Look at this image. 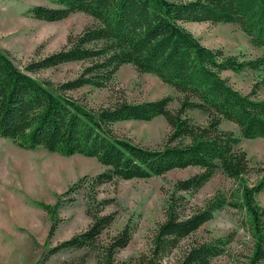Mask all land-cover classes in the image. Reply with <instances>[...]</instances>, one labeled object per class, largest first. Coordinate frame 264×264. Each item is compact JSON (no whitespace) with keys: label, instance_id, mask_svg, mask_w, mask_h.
I'll return each mask as SVG.
<instances>
[{"label":"trees","instance_id":"obj_1","mask_svg":"<svg viewBox=\"0 0 264 264\" xmlns=\"http://www.w3.org/2000/svg\"><path fill=\"white\" fill-rule=\"evenodd\" d=\"M57 6L35 5L29 13L40 20L59 21L76 12L93 17L94 23L79 34H70L62 47L20 66L0 47V136L25 149L44 147L65 156L82 154L96 158L107 169L90 178L87 214L90 225L52 247L47 257L64 249L84 250L74 264H131L116 254L132 241V218L115 234L109 229L116 212H105L114 198L99 200L98 188L116 179H144L174 169L198 167L200 171L175 182L149 251L138 264H169L181 243L226 206L244 210L253 238L246 264H264V206L257 195L264 190V176L254 184L248 178L256 168L241 138H264V98L258 91L243 93L223 76L226 70L241 72L264 67V53L239 59L223 48H211L184 26L185 22L233 23L264 47V0H52ZM68 62H85L76 78L54 82L39 73ZM124 64L151 73L172 86L182 97L173 110L172 96L132 102L111 98L89 106L72 91L89 86L110 88ZM198 109L208 114L205 123L188 115ZM163 116L169 133L156 148L142 146L120 136L115 125L128 120L151 121ZM236 124L240 135L222 128V121ZM217 172L237 181L229 192L218 191L201 206L188 207V194L200 190ZM87 175L69 189L85 187ZM69 192L66 191L65 194ZM64 194V195H65ZM61 201H58L60 204ZM189 209V211H187ZM56 228L53 223L50 236ZM229 236L192 241L172 264H210L224 254Z\"/></svg>","mask_w":264,"mask_h":264},{"label":"rangeland","instance_id":"obj_2","mask_svg":"<svg viewBox=\"0 0 264 264\" xmlns=\"http://www.w3.org/2000/svg\"><path fill=\"white\" fill-rule=\"evenodd\" d=\"M35 5L57 6L52 0H0V47L10 52L20 66L60 49L70 34H79L94 23L93 17L84 12L59 21L40 20L29 13ZM184 26L203 44L223 48L226 54L239 59H252L264 53V47L253 46L248 35L233 23L185 22ZM84 66L85 62H68L45 69L39 75L57 83L76 78ZM223 76L243 93H249L264 77V67L241 72L226 70ZM71 94L93 107L116 97L141 102L172 96L169 106L173 110L180 106L182 97L156 75L139 72L131 64L120 68L110 88L85 86ZM258 97L264 98V85ZM188 115L199 123L208 119V114L198 109L189 110ZM221 126L240 135L238 126L231 121L224 120ZM115 130L136 144L156 148L163 144L170 129L166 119L158 116L151 121L119 122ZM240 147L247 151L250 164L260 168L246 176L254 184L264 176V138H241ZM106 169L94 157L65 156L44 147L25 149L0 136V264H74L84 250L64 249L49 257L47 253L90 225L88 185L91 177ZM199 171L194 166L174 169L150 178L116 179L98 188L99 200L114 198L105 209V212L117 213V220L109 229L111 234L117 233L130 218L137 226L132 241L116 254L117 260L138 264L137 258L149 251L158 224L166 218L167 201L175 182ZM85 175L88 176L85 187L69 189ZM236 187V180L217 172L200 190L188 194V207L201 206L216 192H229ZM257 200L264 206V190L257 195ZM247 221L246 212L238 208L226 206L216 211L211 220L183 240L181 248L168 258L169 264L192 241L226 236L231 238L227 251L210 264H246L253 246ZM53 223L56 228L50 236ZM88 264H95V259L90 258Z\"/></svg>","mask_w":264,"mask_h":264}]
</instances>
